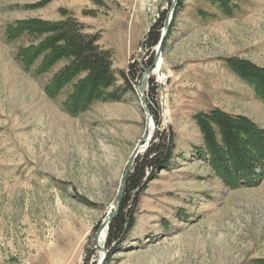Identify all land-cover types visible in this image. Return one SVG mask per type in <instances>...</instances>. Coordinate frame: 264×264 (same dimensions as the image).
Returning a JSON list of instances; mask_svg holds the SVG:
<instances>
[{
    "label": "rangeland",
    "instance_id": "374dc122",
    "mask_svg": "<svg viewBox=\"0 0 264 264\" xmlns=\"http://www.w3.org/2000/svg\"><path fill=\"white\" fill-rule=\"evenodd\" d=\"M45 1L0 0V264H98L93 240L146 131L134 87L156 58L163 79L150 77L144 95L157 123L150 113V139L126 178L159 143L155 132L168 135L171 156L164 169L147 171L142 191L124 186L123 216L133 226L110 251L105 239L99 264H264V179L224 185L206 163L194 122L217 109L264 130V104L227 63L264 68V0H227V7L215 0ZM62 12L109 54L115 85L108 92L126 88V75L130 88L116 101L70 115L61 105L67 89L53 99L43 92L65 62L36 76L39 61L24 70L15 59L43 35L8 41L5 27L60 22ZM166 18L157 56L147 34L161 36Z\"/></svg>",
    "mask_w": 264,
    "mask_h": 264
},
{
    "label": "trees",
    "instance_id": "16d2710c",
    "mask_svg": "<svg viewBox=\"0 0 264 264\" xmlns=\"http://www.w3.org/2000/svg\"><path fill=\"white\" fill-rule=\"evenodd\" d=\"M46 0L44 3H47ZM225 6L227 0H215ZM66 17L60 22L42 20L15 21L6 26V40L11 41L24 35L43 38L37 43L20 47L15 59L24 70L39 61L33 75L48 73L61 61L65 62L56 74L54 73L44 87L43 92L51 99L57 98L64 90H68L61 103L65 112L77 115L86 110L93 102L111 101L119 99L130 86L127 77H121L127 87L108 92L115 85V76L109 54L101 50L97 38L83 34L81 26L62 12ZM154 28V27H152ZM148 38L147 48L157 45L160 35L156 32ZM151 64V61L148 62ZM231 71H234L253 90L254 96L264 104V68H258L244 61H228ZM84 73L82 77L81 74ZM128 75L132 79L137 77L132 67ZM151 114L157 123L156 115ZM203 140V150L208 165L224 185L232 188L236 186H252L264 179V130L256 126L249 119L228 115L214 109L208 114L199 113L194 116ZM170 137V136H169ZM168 135L155 132L152 144L141 159L135 161L133 171L126 178V190L142 191V178L148 170L164 169L170 159V144L167 146ZM169 139V138H168ZM128 201V200H127ZM126 198L119 205V213L109 224L106 237L107 249L110 245L119 246L127 231L133 226L131 216H123L126 209ZM125 218L127 220H125ZM110 251V250H109Z\"/></svg>",
    "mask_w": 264,
    "mask_h": 264
},
{
    "label": "water",
    "instance_id": "95a60500",
    "mask_svg": "<svg viewBox=\"0 0 264 264\" xmlns=\"http://www.w3.org/2000/svg\"><path fill=\"white\" fill-rule=\"evenodd\" d=\"M167 18H166V20L164 22L163 32L161 33L160 39H159V41L157 43V47H156L157 48V50H156L157 51V56L160 54V50H161L160 47L162 46L164 38L166 36L165 33H166L167 26H168V23H169V21H167ZM156 60H158V58L153 60L152 64L144 71V73L142 74L140 80L137 81V83L135 84V87H134L135 91H136L137 88H139L138 91H136V93L140 97L141 105H142V107L144 109V112H145L144 114L146 115V126H145L146 127V131L143 134L142 138L139 139L140 141L138 142L135 150L132 152V156L130 158L129 164L126 166L125 172L123 174V177L121 179V183H120V186H119V189H118V192H117L118 195H117V198H116V200L114 202V205H113L114 209H113L112 212H110L108 214L107 218H105V220L102 223L101 227H103L105 224L108 227V224L110 223V221L112 219H114V217L117 215V213L119 211V207H120L119 205L121 203V197H122V194H123L122 192H123L124 186H125V178L129 174L131 165L133 164L134 159L137 157L138 152L149 141L148 139H150L149 138V131H148V126H149V123L151 122L150 121L151 120L150 119V113L148 111L147 104H146V101H145V95H144L145 92L142 90V88H140V86H142L143 80L145 81V79H146V77H148L149 73H151L153 71L155 63L157 62ZM147 79H149V78H147ZM147 81H146V83H147ZM150 135H151V133H150ZM101 227H100V229H101ZM96 237H97V235H96ZM96 237L94 238L93 243L96 242ZM102 254H103V257H106L107 251H105L104 248L102 249Z\"/></svg>",
    "mask_w": 264,
    "mask_h": 264
},
{
    "label": "bare ground",
    "instance_id": "6f19581e",
    "mask_svg": "<svg viewBox=\"0 0 264 264\" xmlns=\"http://www.w3.org/2000/svg\"><path fill=\"white\" fill-rule=\"evenodd\" d=\"M156 50V49H155ZM154 50V51H155ZM161 68H162V61H161V58H160V60H157V62L155 63V66H154V69H153V71L151 72V73H149V75H148V77H146V79L147 78H150V77H155L156 78V81H158V82H160V80H162L163 79V76H162V74H161ZM145 79V81L143 80V82H142V86H140V88H142V90L144 91L145 90V88H146V81L148 80H146ZM139 89V88H138ZM151 123H149V132L151 133L152 132V128H153V126H151L150 125ZM149 138H150V135H149ZM146 147V145L145 146H143L142 148H145ZM141 148V149H142ZM140 152H142V150H140L139 152H138V154L140 153ZM113 205H114V203H113ZM113 209H114V207L112 206V210H111V212L113 211ZM105 220V219H104ZM107 226H106V224L102 227V229H101V231L100 232H98L99 233V236L98 237H96V245H95V243H94V245L97 247V249L99 250V251H101L102 252V249H103V244H105V239H106V231H107ZM100 258H102V253H100V255H99V260H98V264H99V262H100Z\"/></svg>",
    "mask_w": 264,
    "mask_h": 264
}]
</instances>
